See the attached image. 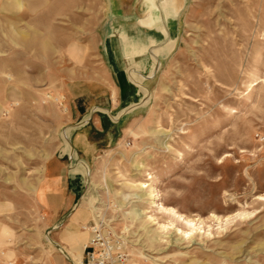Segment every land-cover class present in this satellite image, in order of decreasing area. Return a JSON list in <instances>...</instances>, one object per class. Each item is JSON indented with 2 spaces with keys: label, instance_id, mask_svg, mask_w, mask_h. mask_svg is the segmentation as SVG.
<instances>
[{
  "label": "rangeland",
  "instance_id": "1",
  "mask_svg": "<svg viewBox=\"0 0 264 264\" xmlns=\"http://www.w3.org/2000/svg\"><path fill=\"white\" fill-rule=\"evenodd\" d=\"M135 2L117 16L111 0H0V264L62 252L71 213L45 194L63 188L128 264H264V0H186L152 89L117 110L120 134L71 159L69 100L108 82V33L135 23L120 16ZM142 52L124 55L141 67Z\"/></svg>",
  "mask_w": 264,
  "mask_h": 264
},
{
  "label": "crops",
  "instance_id": "2",
  "mask_svg": "<svg viewBox=\"0 0 264 264\" xmlns=\"http://www.w3.org/2000/svg\"><path fill=\"white\" fill-rule=\"evenodd\" d=\"M157 1L160 2V0ZM111 2L114 7V14L118 16L119 0H111ZM180 2V8L174 11L175 15H169L167 21L165 19L163 24L160 23L167 28L168 32L167 34L164 32V35H162L161 43H168L167 38L172 34L175 41L174 46L176 45L179 33V18L186 5V0H180ZM147 7L145 0H136L133 9L129 11L128 15L120 14V16L133 19L135 23L126 25L128 27L131 26L133 29L135 27L138 32H144V34L162 33L158 24L146 25L142 23V20L148 18ZM172 49L167 54H162L161 51V55L158 57V63L161 66L162 61L167 58ZM143 50L146 52V57L142 62L143 66L137 67L138 65H134L135 63L123 56V60L121 59L120 62H110L112 70L110 71L108 82L100 81L99 83L91 84L87 89L71 96L69 103L72 116L74 115L78 119V125L73 127L70 136L72 161L77 159L83 164H90L92 158H94L93 153L97 151L99 144L103 140L110 139L109 136L116 137L119 133L122 126V118L126 112L123 113L124 109L130 108L133 104L141 101L143 97L141 86L149 90L152 89L156 78L155 73L153 74L156 71H154L155 64L152 56L154 49L148 47ZM108 57L110 58L109 55ZM132 70L135 71L138 77L142 78L141 82H139L138 78L132 77ZM119 103L121 106L115 108ZM121 107L123 111L118 112L117 110ZM127 114L128 111L126 112ZM63 168L64 164L60 160L50 163L49 176L52 177L51 182H57L58 179V181L64 180ZM66 191L63 188L60 193H54L51 190L50 193L45 194V197L57 198L60 201L59 206L56 208L57 213L63 210L71 213L70 218L63 224V229L56 237L57 244L61 246L62 252L52 255L51 264H70L71 261L75 264L74 260L83 259L85 254L83 246L88 243L91 236L90 232L83 228L91 223L84 205L81 203L77 205V202H74L77 197V193L74 190H71L70 194H67ZM62 198L64 201L61 200Z\"/></svg>",
  "mask_w": 264,
  "mask_h": 264
},
{
  "label": "bare ground",
  "instance_id": "3",
  "mask_svg": "<svg viewBox=\"0 0 264 264\" xmlns=\"http://www.w3.org/2000/svg\"><path fill=\"white\" fill-rule=\"evenodd\" d=\"M148 8V18L145 20H142V23L146 25H153L158 24L160 27V31L162 33L160 34H154V33H147L144 34V32H138L136 28L134 29L130 26L128 27L124 23H118L116 26L114 25L112 29L109 31L107 39H106V50L108 52V55L110 56L111 61L113 62H120L123 58L124 53H127V50L129 49H146L148 47L153 48L154 51L152 53L153 59H154V71L156 70L158 63V57L162 54H167L174 46V39L173 35H169L168 43L160 42L162 35H164V32L167 34V28L161 25L160 23H164L165 19L168 20L169 15L174 16V11L178 10L180 8V0H160L158 2L157 0H145ZM166 23V22H165ZM136 34H138L136 36ZM160 43V44H159ZM145 51V50H144ZM113 53L114 57L111 55ZM144 53V57H146V52ZM132 62H137L133 58H129ZM152 58V57H151ZM123 60V59H122ZM138 63L134 64L137 65ZM138 67V66H137ZM146 72V71H145ZM154 73V72H153ZM132 77L138 78L139 82L142 79L141 77H138L137 74H135V71H131ZM141 89L143 91H147L146 87L141 86ZM145 97L148 98V93L145 94ZM145 98V99H146ZM84 228H87L85 225ZM85 246V245H84ZM83 246V248H84ZM78 264H82V258L77 259Z\"/></svg>",
  "mask_w": 264,
  "mask_h": 264
},
{
  "label": "built area",
  "instance_id": "4",
  "mask_svg": "<svg viewBox=\"0 0 264 264\" xmlns=\"http://www.w3.org/2000/svg\"><path fill=\"white\" fill-rule=\"evenodd\" d=\"M91 234L84 246L82 264H128L120 239L114 238L102 221L87 225Z\"/></svg>",
  "mask_w": 264,
  "mask_h": 264
}]
</instances>
